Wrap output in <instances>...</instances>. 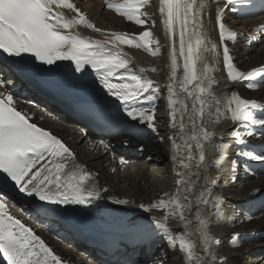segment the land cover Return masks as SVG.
Here are the masks:
<instances>
[{
    "label": "snow or ice",
    "instance_id": "1",
    "mask_svg": "<svg viewBox=\"0 0 264 264\" xmlns=\"http://www.w3.org/2000/svg\"><path fill=\"white\" fill-rule=\"evenodd\" d=\"M106 6L139 26L140 34L105 33L72 0H0V57L6 62L0 67V88L4 89L0 91L2 259L7 264H62L41 236L10 212V204H15L13 195H17L29 201L31 211L26 214L30 218H83L76 226L100 238L113 257L112 264H141L127 258L128 250L149 251L155 239L163 241L168 251L179 253L181 264H227V257L215 249L206 256L200 251L222 244L211 234V226L224 216L217 178L228 160L231 143L213 126L222 121L235 125L228 133L239 146V159L231 160L230 179L234 181L239 169L251 171L249 161L264 165V102L242 98L236 91L218 94L214 89L221 81L215 73L222 62L225 83L264 89V67L241 70L237 66L228 42H236L238 33L226 19L229 13H238L240 18L264 13V0H158V5H150V0H106ZM157 6L168 39L166 46L151 30L156 21L147 9ZM65 9L74 15L66 17ZM79 25L106 38H83L72 31ZM213 31L218 32L219 45L209 35ZM260 42L264 43V33ZM120 45L143 49L153 57L163 56L162 47H167L163 91L159 82L141 75L145 68L130 66L131 61L116 50ZM65 61L70 63H58ZM13 72L61 87L75 99L89 123L106 134L135 139L151 135L163 143L160 130L167 127L174 187L148 204L111 195L100 183L99 174L87 170L60 138L30 122L32 114L18 105H39L21 101L7 87L14 82ZM161 100L165 111L158 116ZM165 114L167 121L162 118ZM246 138L258 139L260 150L249 149ZM122 142L127 144L128 139ZM206 144L210 151L218 152V159L206 157ZM108 155L115 158L112 152ZM128 163L119 158L121 166ZM254 191L257 196L264 195L258 188ZM131 208L148 214L146 219L133 218ZM209 208V218L200 214ZM243 219L253 217L246 214ZM170 221L184 227L193 224V231L175 232ZM193 236L199 237V247L190 238ZM229 244L235 249L242 247L239 233L230 236ZM168 251L150 256L143 264H168Z\"/></svg>",
    "mask_w": 264,
    "mask_h": 264
},
{
    "label": "bare ground",
    "instance_id": "2",
    "mask_svg": "<svg viewBox=\"0 0 264 264\" xmlns=\"http://www.w3.org/2000/svg\"><path fill=\"white\" fill-rule=\"evenodd\" d=\"M80 10L85 14L87 19L100 28L105 33L111 32H128L138 35L142 31L139 26L128 22L124 17L119 16L113 10L108 9L106 0H72ZM113 3H122L123 0H112ZM151 4H157L158 0H150ZM152 13L153 19L156 21L155 26L151 29L154 35L160 40L161 45H167L168 39L163 35V26L161 17L159 16L158 6L147 9ZM66 17H71L74 14L69 10H63ZM229 27L238 33L236 42H228L229 47L235 57V62L241 70H250L253 67H264V43H261V33H264V15H250L245 18H240L238 13H229L226 17ZM147 27V26H146ZM67 32L68 30H63ZM74 33H78L81 37L90 40H104L106 37L93 29L85 28L79 25L72 29ZM215 43L220 44L218 32L209 33ZM250 38V39H245ZM111 47V45H109ZM155 47V45H153ZM130 61L131 65L137 69L143 67L146 69L142 76H147L154 81L159 82L163 86L167 84V68L169 62L167 59V47H162L161 57H153L146 53L143 49L129 48L127 45H120L119 49ZM6 55V54H5ZM0 58V67L5 66ZM11 59V58H9ZM68 64L70 62H58ZM220 71L215 73L216 77L221 81L215 87L218 94L227 95L236 91L246 99H256L258 102H264L261 97H264V89L249 90L244 85H236L225 83L226 71L223 69L222 62L219 65ZM152 68L161 70L157 73L151 71ZM7 78V75L5 76ZM17 75L16 82H19ZM258 82V81H254ZM20 86L24 87L22 82ZM9 84L7 87H11ZM0 88V91H3ZM67 95H70L66 92ZM110 101L113 98H108ZM40 106L45 104L38 101ZM21 106L29 113L34 114V118L57 132L60 136L70 139L77 147L79 157L90 168L93 173H98L100 183L110 189L111 195L119 196L120 198H129L136 202L148 204L163 193L171 190L174 187V173L172 165L169 161V140L166 135L168 128H162L161 135L164 136V142L161 143L155 136L148 135L140 139L127 138L118 136L116 139L108 140V147L102 144H95V140L79 141V137L74 136L77 128L65 122L67 119L60 109H50L45 106L46 110H40L35 106L21 104ZM165 101L158 102V116L165 111ZM167 121L168 117L165 114L162 117ZM235 125L231 121H222L220 125L213 126V130L217 133L223 132V140L231 143V151L227 162L224 163L223 169L218 178L221 194L224 197V216L218 224L211 226V234L222 241L219 246L213 245V248L218 254H223L227 257V264H264V195L257 196L255 189H260L264 192V165L258 162H251V171H244L242 168L235 174V180L230 179L231 160L239 159L236 156V150L239 147L235 144L232 138L228 135ZM259 130V129H257ZM123 139H128V143L122 142ZM248 139L246 145L249 149L259 151V140ZM142 149V150H141ZM108 152L115 154V158L108 155ZM147 153V156L144 154ZM206 157L210 160L219 158L218 152L208 149L205 145ZM124 157L129 161L128 164L121 166L119 158ZM115 167L117 171L113 173L111 169ZM117 207V206H113ZM239 210V211H238ZM211 209L201 210V215L206 218L210 217ZM123 215L124 213H119ZM251 215L253 219L244 220L245 215ZM129 215L133 218L146 219L148 214L143 213L135 208L129 209ZM159 215V213H157ZM193 221L195 217H192ZM214 219V218H212ZM193 224L184 227L181 222L170 221V228L175 232L183 231L185 233L193 231ZM235 233H239L240 243L242 247L235 249L229 244V238ZM197 243L199 247V237H190ZM56 250L69 260L71 264H97L86 255L80 252L76 247L62 246L60 241L51 238ZM153 255H159L162 251H168L167 245L159 240H153ZM206 256L208 250L203 251ZM139 261V260H137ZM145 260H140L143 264ZM168 264H181L179 253L168 251Z\"/></svg>",
    "mask_w": 264,
    "mask_h": 264
},
{
    "label": "rangeland",
    "instance_id": "3",
    "mask_svg": "<svg viewBox=\"0 0 264 264\" xmlns=\"http://www.w3.org/2000/svg\"><path fill=\"white\" fill-rule=\"evenodd\" d=\"M264 263V262H263Z\"/></svg>",
    "mask_w": 264,
    "mask_h": 264
}]
</instances>
